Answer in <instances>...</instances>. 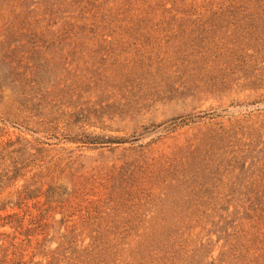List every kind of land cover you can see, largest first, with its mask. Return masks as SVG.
<instances>
[{"label": "rangeland", "instance_id": "obj_1", "mask_svg": "<svg viewBox=\"0 0 264 264\" xmlns=\"http://www.w3.org/2000/svg\"><path fill=\"white\" fill-rule=\"evenodd\" d=\"M0 264H264V0H0Z\"/></svg>", "mask_w": 264, "mask_h": 264}]
</instances>
